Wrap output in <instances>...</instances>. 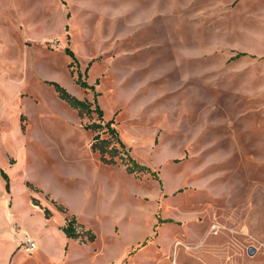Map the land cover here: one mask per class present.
<instances>
[{
    "label": "rangeland",
    "instance_id": "rangeland-1",
    "mask_svg": "<svg viewBox=\"0 0 264 264\" xmlns=\"http://www.w3.org/2000/svg\"><path fill=\"white\" fill-rule=\"evenodd\" d=\"M78 72L159 182L91 151ZM0 264H264V0H0Z\"/></svg>",
    "mask_w": 264,
    "mask_h": 264
},
{
    "label": "trees",
    "instance_id": "trees-1",
    "mask_svg": "<svg viewBox=\"0 0 264 264\" xmlns=\"http://www.w3.org/2000/svg\"><path fill=\"white\" fill-rule=\"evenodd\" d=\"M64 52L71 60L68 64V67L70 68V75H72V67L76 63V58L74 56V53L69 48L66 47ZM242 54L243 53H240V55ZM46 83L53 89L58 99L64 102L70 109L76 111L80 117L85 116L87 118H90L93 114L96 115L97 121L86 124L83 128L94 133L91 138L90 149L92 152L98 153L100 159L106 165L115 166L119 163L124 166L125 172L127 174H148L152 176L154 180L159 182L157 173L155 171H152L148 167L136 162L129 155V150L121 141L117 130L113 126L112 119H103V112L96 101L97 93L94 90V86L89 85L85 81H83L79 72L75 79V83L82 89H89L90 91H92V102L76 98L56 82L50 81ZM1 175L5 180V190L9 192L7 177L3 173H1ZM34 205L37 204L34 203ZM59 208L62 209V207ZM44 216L45 218H49L50 212L48 209H45ZM60 229L67 239L79 240V242L82 243H91L95 239V235L91 230H78L76 218L74 215L66 217L65 224Z\"/></svg>",
    "mask_w": 264,
    "mask_h": 264
},
{
    "label": "built area",
    "instance_id": "built-area-1",
    "mask_svg": "<svg viewBox=\"0 0 264 264\" xmlns=\"http://www.w3.org/2000/svg\"><path fill=\"white\" fill-rule=\"evenodd\" d=\"M20 245L25 251H33L36 248L35 243L29 237H24Z\"/></svg>",
    "mask_w": 264,
    "mask_h": 264
}]
</instances>
